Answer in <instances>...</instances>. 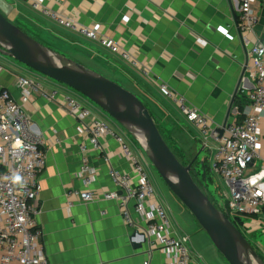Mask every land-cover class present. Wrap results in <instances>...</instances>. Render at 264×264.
I'll return each mask as SVG.
<instances>
[{
	"label": "crops",
	"instance_id": "0c3cea01",
	"mask_svg": "<svg viewBox=\"0 0 264 264\" xmlns=\"http://www.w3.org/2000/svg\"><path fill=\"white\" fill-rule=\"evenodd\" d=\"M31 1L0 0V11L45 44L71 48L86 55L78 50L83 47L97 56L94 59L86 55L87 66L119 81L137 95L167 141L161 127L172 129L173 124L188 130L196 140L202 139L193 132L195 127L190 122L193 129L184 124L188 121L179 112L174 97L183 96L217 125L229 118L231 104L245 97L252 87V80L243 68L248 62V44L242 41L238 31L236 4L232 0H36L82 24L98 27L109 39L122 44L134 59V65L49 21L32 8ZM258 13L254 34L262 39L264 0L259 2ZM7 62L9 67L0 72V87L8 89L19 102V91L13 86L16 66ZM23 107L31 116L46 154L36 200L39 209L36 219L49 264H144L145 261L166 264L168 258L163 251H149L145 223L133 211L132 203L129 209L133 225L124 221L115 200L83 202L72 197V206L66 207L67 192L85 188L77 176L79 145L88 144L89 140L82 130L83 122L56 103L36 95ZM94 112L99 113L95 109ZM101 118L120 130V125L113 120L103 115ZM128 140L132 147H138ZM99 141L103 151H89L90 163L96 170V179L90 188L97 194L108 191L121 194L109 169L112 167L135 178L130 162L122 156L115 139L102 135ZM106 154L109 162L105 160ZM150 170L156 189L154 198L167 210L173 233L190 237L192 262L228 264L206 233L199 230L189 211L174 195L161 188L154 169ZM209 172L213 177L210 168ZM260 218L254 219L264 226ZM190 232L195 236L193 239Z\"/></svg>",
	"mask_w": 264,
	"mask_h": 264
},
{
	"label": "built area",
	"instance_id": "2783aa9c",
	"mask_svg": "<svg viewBox=\"0 0 264 264\" xmlns=\"http://www.w3.org/2000/svg\"><path fill=\"white\" fill-rule=\"evenodd\" d=\"M232 1L236 4L238 31L242 41L248 44V62L243 68L252 80V87L246 92L245 104L242 107L231 104L229 118L215 125L183 96L174 97V101L179 112L197 129L203 144L209 145V140L215 142L210 170L219 174L225 185L223 209L231 216L259 217L264 206V38L255 37L254 29L259 22L260 0ZM30 3L33 9L61 28L135 64L122 44L109 39L98 27L82 24L39 1ZM0 56L4 55L0 53ZM4 70L6 67L0 65V72ZM13 86L19 91V102L8 89L0 87V264H49L41 241L42 230L36 219L39 211L36 200L46 154L34 131L31 116L23 107L34 95L56 103L83 122L82 130L89 137L88 144L79 145L77 176L85 188L68 191L66 207L72 206V197L83 202L115 200L124 221L133 225L129 209L132 203L133 211L145 223L149 251H163L168 258L166 264H194L189 235L173 233L167 210L154 198L156 189L150 161L140 146L132 147L128 133L121 126L120 130L112 127L90 108L87 98L71 92L66 86H47L19 73L14 74ZM102 135L120 144V152L130 162L135 175L133 178L110 167L109 175L121 194L115 191L97 194L90 188L96 179V170L90 163L89 151H103L99 141ZM105 160L109 162L107 154ZM17 176L20 180L14 182ZM257 222L254 218L247 219L239 229Z\"/></svg>",
	"mask_w": 264,
	"mask_h": 264
},
{
	"label": "water",
	"instance_id": "95a60500",
	"mask_svg": "<svg viewBox=\"0 0 264 264\" xmlns=\"http://www.w3.org/2000/svg\"><path fill=\"white\" fill-rule=\"evenodd\" d=\"M0 53L86 97L130 134L152 168L206 233L228 264H264L243 232L192 176V163L174 155L143 101L95 70L31 37L0 11Z\"/></svg>",
	"mask_w": 264,
	"mask_h": 264
},
{
	"label": "rangeland",
	"instance_id": "374dc122",
	"mask_svg": "<svg viewBox=\"0 0 264 264\" xmlns=\"http://www.w3.org/2000/svg\"><path fill=\"white\" fill-rule=\"evenodd\" d=\"M14 24H16V23H14ZM25 32L27 34H29L27 31H25ZM40 42L43 43L41 40H40ZM87 43L90 45H93L90 42H87ZM43 44H45V43H43ZM50 46L53 47V49L60 51L62 53V55L64 54L67 58H69L75 62H78L84 66H87L86 63L88 62V58L86 55L90 56V58L97 59V56H95L89 50H87L83 47H78V50L82 51L86 55L77 53L76 50H71V48L68 49V48H59V47H55L52 45H50ZM62 49H66V50H62ZM7 61L11 62L12 64H14L16 66L15 67L16 73L23 74V75H26L28 77L34 78V79L39 80L40 82L45 83L47 85H52V84L53 85H63L59 82H56V81H54V80H52V79H50V78H48V77H46L40 73L34 71L31 68H28V67L18 63L17 61H15L14 59H12L10 57L6 56L4 58V57L0 56V65L1 66L6 67V68L9 67L10 63H8ZM100 63H101V61H100ZM117 82H119V81H117ZM120 85H121V83H120ZM63 86H65V85H63ZM66 88L68 90H70L71 92H74L75 94L84 97L83 95H81L77 91H75V90H73L67 86H66ZM89 103H90V108L93 111H94V109L97 110V113L99 112L98 115L100 117L103 115V116H105V118L112 120L99 107H97L94 103H92L91 101ZM101 113H102V115H101ZM184 124H186L188 126V128H192V129L194 128L189 122H186V123L184 122ZM161 129L165 133V135L167 136L170 145L174 148V150L179 154L180 157H182L185 161H187V163H189L193 160L192 168H193L194 173L196 174V176L198 177L200 182L205 186L206 191L208 192L209 196L212 198L213 202L216 204V206L219 208V210L221 212H223V210H221V209H222V204L224 202V197H225L224 193L226 192L225 185L223 183L222 178L219 176V174L213 173L212 174L213 177H212L210 175L209 170H208V167L210 168L212 166L215 142L213 140H209L208 143H209L210 147L206 148L203 144L202 139H201V141L196 140L195 138H193L192 134L188 132V130L184 129L183 127H177L175 124H173L172 129H168L165 127H161ZM193 132L196 135L199 134L197 129H195V128L193 129ZM128 136H129V139L131 140V142L135 146H139L138 142L130 134H128ZM180 157H178V158L180 159ZM154 173H155V177H157V180H158L161 188L163 190L167 191L169 193V195L170 194L173 195L171 193V191L166 187V185L164 184L162 179L159 177V175L156 173V171H154ZM199 230L201 232H203L200 228H199ZM240 230L243 232V234L249 240V242L252 243V245L255 247L256 250L255 249L254 250L257 253L258 252L260 253V255L259 254L258 255H259V257L261 256L260 258L264 262V226L259 224V223H254L250 227L245 228V229L240 228ZM190 235L192 236V239L195 237V236H193V233H191V232H190ZM206 237L210 241V239L207 235H206ZM210 243H211V241H210ZM214 249L216 250V248H214ZM203 251H205V249Z\"/></svg>",
	"mask_w": 264,
	"mask_h": 264
},
{
	"label": "trees",
	"instance_id": "16d2710c",
	"mask_svg": "<svg viewBox=\"0 0 264 264\" xmlns=\"http://www.w3.org/2000/svg\"><path fill=\"white\" fill-rule=\"evenodd\" d=\"M4 14V13H3ZM5 15V14H4ZM12 22V21H11ZM13 23V22H12ZM23 31H25V30H23ZM32 37V36H31ZM37 40V39H36ZM39 41V40H38ZM44 45H46L47 47H49L50 49H52L53 51H55V52H57V53H60V54H62L60 51H58V50H55V49H53V47H51L50 45H48V44H44ZM64 55V54H63ZM137 96V95H136ZM138 97V96H137ZM245 97H241L240 99H239V101H236L234 104H237V105H239V107H242L243 106V104H245ZM144 103V102H143ZM151 114V113H150ZM152 116V115H151ZM153 118V117H152ZM155 122V121H154ZM155 124H156V126H157V128H158V130L160 131V129H159V127H158V125H157V123L155 122ZM160 133H161V131H160ZM161 135L163 136V138H164V140L166 141V143L168 144V146L170 147V149L172 150V152L174 153V155L177 157V159L181 162V163H183V164H188L187 163V161H185L182 157H180L179 156V154L174 150V148L170 145V143L167 141V139L164 137V135L161 133ZM178 157H180V159L178 158ZM193 169V168H192ZM208 170H209V167H208ZM192 176H193V178L201 185V186H203L204 188H205V186L200 182V180L198 179V177L196 176V174L194 173V171H192ZM206 189V188H205ZM208 193V192H207ZM208 196H209V194H208ZM209 198L212 200V198L209 196ZM212 202H213V200H212ZM214 203V202H213ZM214 205L216 206V204L214 203ZM217 207V206H216ZM218 208V207H217ZM219 209V208H218ZM221 209V208H220ZM221 210H223V213L228 217V219L235 225V226H237L238 228H239V225H241L242 224V222L243 221H245V220H247V219H252V218H258L257 217V215H254V216H246V215H233V216H231V215H229L224 209H223V207H222V209ZM260 220H262V222L264 223V206H263V208H262V214L260 215ZM251 245H252V243H251ZM253 246V245H252ZM254 247V246H253ZM254 249H255V247H254ZM256 250V249H255ZM258 254L260 255V253L258 252ZM261 257V256H260Z\"/></svg>",
	"mask_w": 264,
	"mask_h": 264
},
{
	"label": "clouds",
	"instance_id": "9594fccd",
	"mask_svg": "<svg viewBox=\"0 0 264 264\" xmlns=\"http://www.w3.org/2000/svg\"><path fill=\"white\" fill-rule=\"evenodd\" d=\"M19 180H20V177L18 176L14 178V182H18Z\"/></svg>",
	"mask_w": 264,
	"mask_h": 264
}]
</instances>
